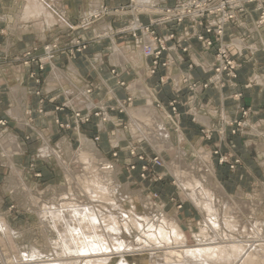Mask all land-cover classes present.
Here are the masks:
<instances>
[{"label":"bare ground","instance_id":"6f19581e","mask_svg":"<svg viewBox=\"0 0 264 264\" xmlns=\"http://www.w3.org/2000/svg\"><path fill=\"white\" fill-rule=\"evenodd\" d=\"M41 1L54 7L53 12H47ZM64 1L22 0L18 13L21 25L18 28L9 24L11 33L22 37L35 32L43 41L46 31L60 22L55 15L66 14ZM153 1L143 0L150 7L156 4ZM141 3L137 0L136 7H143ZM9 20L3 17L0 23L4 26ZM147 41L152 43L150 37ZM148 45L151 44L143 45V51ZM113 54V63L124 66L126 59L120 50L115 49ZM70 69L76 72L74 66ZM52 76L56 81L69 77L55 66ZM19 84L11 87L14 94L24 92ZM132 91H140L147 102L127 110L130 131L159 156L163 152L173 156L168 167L170 175L176 179L185 201L203 217L197 231L191 224L195 243L190 244L179 212L169 214L154 203L152 196L144 197L132 191L130 184L121 180L118 165L105 159L92 142L73 152L71 159L60 149L46 144L41 153L48 160L50 156L56 158L64 171L63 182L43 192L32 189L25 182L24 171L14 162V157L24 152L21 141L0 128V146L11 172L8 190L13 191V199L20 201L28 214L38 219L45 239L44 247L28 239L27 245L21 248L16 239L27 235L13 227L0 201V263L9 264L8 255L3 254V249L8 248L15 253L11 256L18 264H264V221L257 217L262 203L232 194L216 182L210 154H198L185 148L183 131L168 126L144 85L138 83ZM21 95L10 115L24 127L26 118L19 103H23L25 96ZM80 95L89 100V108L96 107L86 91L80 89ZM100 108L104 110V106ZM199 116L207 129L226 134L223 126H212L206 116ZM125 139L126 136L119 133L117 142ZM73 166L80 167L81 171L75 172ZM137 197L146 208L143 213L137 211ZM127 203L132 208L127 209ZM131 255L135 257L133 262L128 258Z\"/></svg>","mask_w":264,"mask_h":264},{"label":"rangeland","instance_id":"374dc122","mask_svg":"<svg viewBox=\"0 0 264 264\" xmlns=\"http://www.w3.org/2000/svg\"><path fill=\"white\" fill-rule=\"evenodd\" d=\"M205 1L206 0H178V2L172 6L165 5L152 7V9L148 10V13H146V15L150 19V22L148 24H142L138 20L141 23L138 28L134 27V25H137V22L135 20L136 15L145 14L140 13L141 8L136 7L137 0H128L126 4L114 7H109L108 5H106L102 8L92 9L90 12H87L84 16H82L81 19L78 20L73 26L69 22H67L65 18L66 14L60 15L58 12L55 17L59 19L60 22L51 29L52 31L50 29L46 31V37L43 40L47 39L48 37L47 41H38V37H36L37 35L35 32L29 33V36H31L32 40L25 42L26 45L19 51V53L12 56L11 58L0 54V70L2 71V69H4L5 67L8 68V64L10 63H12V65H17L18 67L26 69L29 79L34 83V94L37 96H41L43 91V84L45 82L46 76L50 72V67L52 68L51 76H49L50 82L61 83L63 81H56L53 79V69L54 66L57 67L56 64H54L55 60L63 58L61 64L65 66L68 60V58H65V56L73 59L74 61H78L81 55H83L84 52H86L92 44L94 45V43L96 42H101V40L103 39L112 36H125L130 37L133 41L135 40L137 42H141L142 33H144V35L150 37V39L155 43L154 49L151 45H148L143 51V54L146 57L151 58L152 60L150 72L154 74L157 72L159 67H168L170 65L169 58L165 59L164 56V54L170 48V43L176 46V48L179 49L182 53L186 54L188 52L189 48L184 47L182 45V42L183 37L186 38L187 36V31L192 28L193 33L189 36L195 38L201 44L203 49L210 52L214 58V63L212 65V75L208 79L196 80L190 77L182 78L181 88L178 89L179 91L177 92V95H179L180 90L185 89L188 91L187 94L190 95L187 100L192 101L197 93H201L214 87L223 88L228 82L229 84H231V82H233L237 78V71L240 67L239 62L236 59L237 54H235L233 50L226 46L224 42V35L226 25L236 21L237 15L245 11L246 5L251 4L257 7V9L259 10V17L256 21V26L259 29L264 30V23L260 19L262 13L264 12V3L261 4V0H254L252 2L242 1L243 6H240V8H236L233 10L235 16L233 20L223 25L222 31H224V34H219L217 30V27L222 22V14L217 12L211 14L213 13V11L210 10L219 9L221 8V6H223L224 8H226V10L229 11L232 2L228 0H208L207 3L204 4ZM75 3L78 11L81 12L82 8L79 9L78 7L79 4L81 5V1L75 0ZM42 5L47 8V12H53L52 10L54 7L50 6L47 2H42ZM184 5L189 6L185 9L183 7ZM21 6L22 0H0V18H10V23H6L4 26L2 25L3 22L0 23V27L2 28H0L1 47L6 43L9 35L13 36V38L15 39H22L28 36H16L11 33V30L8 27L9 24L12 27H20L21 24H19L18 13L20 12ZM182 8H184L185 10H183ZM200 10L203 11L202 14L204 15L198 17L195 14L197 12L199 13ZM151 12L162 13V15L152 14ZM109 13H112L114 15L131 13L135 18H133L132 23L122 25L120 27L114 28L113 30L108 29L106 31H103L98 36H96L95 39L88 38L86 36V31L91 28L93 23L97 22L100 18ZM165 14H170L171 17L167 16V18H165ZM169 24L181 28H179V30L176 28L175 30H173V32L171 31V33L165 35L161 34L158 31L159 27ZM58 27H67L70 28V30H61ZM197 28H199V30ZM72 31H74L75 33L73 39L67 40ZM182 33H185V36H182ZM141 43L140 46L144 44ZM47 59L52 61V64L50 63V61L49 63L45 62ZM193 67L194 65L192 63H190L188 66L189 69H192ZM112 74H116V71L112 70ZM86 81L87 87L83 88V90L86 91V93H88L89 95L95 94V91L98 90L96 81L92 79H88ZM119 84L123 87L126 85L125 82H120ZM253 85L254 80L250 79L244 87L248 89ZM53 87L54 86L51 85L49 88L51 89ZM74 97H76V95ZM74 97L71 98L74 99ZM80 97L84 99L86 98L82 95H80ZM44 98L42 97V103H47L46 101H48L47 106H50L52 103L54 106L53 109L48 108L49 111L47 112H50L51 110L53 111V113L65 111L64 119H55L58 130L55 132L54 144H56V141H58L61 137H64L65 139L70 140L73 145H67V147H64L59 143L58 147H55L51 145L50 141L48 142L47 139L44 138V144L41 147L40 152L38 153L41 159L48 160L43 157V154L41 153L43 147L46 144L49 145H46L47 147H52L58 150L60 149L59 151L63 152L65 156H69V159H71L73 157V152L85 148V146H87V143L92 142L96 145L97 150L102 156H104L105 159H107L111 163L113 162L114 165H118L115 166L120 170L119 173L121 180L124 182V184L129 183L132 191H136L139 194L141 193V195H143L144 197L152 196L151 198L154 203L157 206L163 208L169 214L179 212V215L182 219V225L185 226L184 229H186L185 231L188 235L190 244L195 243V239L192 236L190 230L191 224L194 225V229L197 231V228L200 222H202L203 217L185 201L179 185L176 184V179L170 175L168 167L173 156L171 154H168L167 152H163L162 156H159L154 152L153 148L150 147L148 143H146L145 141H138L136 139L138 136L134 137L132 132L130 131V119H128L129 114L127 110L131 107H137L140 104L132 105L133 99L131 97H127L121 102V105L111 104L110 106H108V108L106 109L108 110V113L100 107L91 113H87L86 110L84 112L81 109L70 110L66 108V101L65 103L57 104L55 103V101L52 102V99ZM231 98L240 103L243 100V94L241 92H234L233 94H231ZM81 100L83 101V99ZM181 101L182 100L179 96H175L172 97L168 102L167 108L169 109L173 118L177 117L180 114L178 106ZM88 102L89 100L87 99L85 103L86 106H88ZM158 106L163 108L162 105L158 104L156 105V108L158 110ZM88 109L92 110L93 108L88 107ZM41 111L43 112L44 109ZM261 111L264 114V105L262 106ZM159 112L166 115L168 114L163 113V111L160 110ZM238 113L239 117L237 119L229 121L228 123L230 129L229 136H227L228 138L226 139V144H222V142L218 139L214 141L215 136L213 135V132H216L218 135L223 136L221 133H219L215 129L210 130L206 128L200 130V139H202L201 141L205 143L204 147L209 152L204 148L194 147L188 142L185 143L184 146L188 150L195 149L198 154H210L215 169V181L226 188L232 194H240L246 199H251V201L261 202L262 204L259 208L257 217L260 220L263 219L264 221V146H261V149L260 147H258V145L252 144L251 172H248L246 162L237 152V146L234 138L246 131L247 119L250 116L253 117L254 113L251 112V107L247 105V103H240L238 107ZM168 116L171 117L170 114H168ZM99 122L109 124V126L107 125L108 129L105 133H107L108 136H114L111 139L112 142L107 139V142L105 141V144L102 142V137L100 136V134H95L96 131H99ZM176 122L177 121H175L174 123ZM7 125L8 123L6 120H0V128L4 130L3 127H7ZM76 126H79V133L82 134L80 142L78 141V132L75 131ZM126 129H128V131L132 134L133 139H131V141L127 143H123L124 140L117 142L119 133L122 134V131ZM85 135H87L88 137ZM26 139L30 140L31 137L29 136ZM253 139L255 143H260V138L257 140L255 138ZM19 140L22 143L21 138H19ZM61 146H63L64 149H62ZM32 153L33 158H31L29 162L21 163V165L24 166L25 173L29 176V180L25 176L26 184H28L29 187H32V189H37L41 192L46 191L50 186L54 187L62 185L64 171H62L63 169L57 162L56 158L50 156V159L48 160L50 161L49 163L41 160L37 161L36 158H38L39 156L36 153V149L33 150ZM3 154L4 151L2 150V155ZM5 167V164L3 162H0V168L4 169V171L0 170V201L2 202V209L5 214H8L9 218L12 219L13 227L17 230H23L22 233H25V235H27V237H17L16 241L17 243H19L21 248L27 245V243L29 242L28 239H30L31 242L36 244L37 246L44 247L45 239L41 235L40 222L34 215L31 216L30 214H28L22 206L21 202L13 199V191L10 192L8 190L10 184L9 180L8 183L6 182L7 176ZM242 168H244L246 171L243 172ZM73 169L77 173L81 171V168L78 166H73ZM240 170H242L240 172L241 174L247 175L248 177L238 176L240 175ZM29 173L32 174L29 175ZM4 184L7 185V193L3 192ZM139 198L137 197V199H135V203L137 204V211L138 213H143L146 211V208L143 206ZM126 208L130 209L132 208V205L130 203H127ZM3 251V254H7L9 257V264H18L16 260H14V258H12L11 256L15 253H13L8 248H4ZM128 258L129 261L133 262L135 257L131 255L128 256ZM116 259L117 258H115L113 261L115 262Z\"/></svg>","mask_w":264,"mask_h":264},{"label":"crops","instance_id":"0c3cea01","mask_svg":"<svg viewBox=\"0 0 264 264\" xmlns=\"http://www.w3.org/2000/svg\"><path fill=\"white\" fill-rule=\"evenodd\" d=\"M80 1L82 6L79 4L78 7L79 9L82 8L81 12L78 11L75 0L64 1L66 6L65 18L72 26L92 9L102 8L106 5L114 7L128 2V0ZM141 2L143 7H139L141 8L140 13H144L145 15L135 14V18L131 13L120 15L109 13L93 23L91 28L86 31V36L95 39L96 36L103 31L108 29L113 30L122 25L132 23L133 18H135L137 24H148L150 22L149 17L146 15L148 10L157 6H172L175 5L178 0H154L153 2L156 4L152 7L146 5L143 0H141ZM151 13L162 15V13ZM258 17L259 10L257 7L248 4L246 5L245 11L237 15V20L233 23L227 24L225 27L224 42L228 48L237 54L236 59L240 64L237 71V78L231 82V84L228 82L223 88L214 87L201 93H197L192 101L187 100L190 95L187 94L188 91L185 89L180 90L179 95H177V92L179 91L178 89L181 88L182 78L190 77L196 80L208 79L212 75V65L214 63L213 55L210 52L205 51L195 38L189 36L193 33L192 28L187 31V36L186 38L183 37L182 42L184 47L189 48L188 52L186 54L182 53L176 48V46L170 43V48L164 54L165 59L169 58L170 65L168 67H159L154 74L150 72L151 58L146 57L143 54V45L151 44L155 46V43L154 41H152V43L147 41L148 36L144 35V33H142V43L135 40L133 41L130 37L112 36L101 40L102 43L96 42L94 45L92 44L90 48L81 55L78 61H74L65 56L68 60L64 66L61 64L63 58L55 60L54 64H56L61 71L67 73L69 77L68 79H64L61 83L50 82L49 76H51L52 73V68L50 67V72L46 76L43 84L41 96L34 94V83L29 79L26 69L18 67L17 65H12V63L8 64V68L5 67L2 69L3 73L0 70V120H6L8 123L7 127H3L4 130L12 132L22 140L24 152L16 155V158L14 157L15 166H19L24 171V166H22L21 163L29 162L31 158H33L32 152L35 149L38 155L44 144V137L55 147H58L59 143L64 147H67V145H73L70 140H67L64 137H61L56 141V144H54L55 132L58 130L55 119H64L65 111L53 113L51 110L50 112H47L49 111L48 108L53 109L54 106L53 103L50 106H47L48 101H46L47 103H42V97H45L44 99H52V102L55 101L57 104L65 103L66 101V108L70 110L81 109L84 112L86 110L87 113H91L100 106H104V110L108 113V110H106L108 106L111 104H121V102L127 97L133 99L132 105H144L147 102L146 97H144L140 91H132V87L140 83L144 85L145 90L152 97L155 108L158 104L162 105L163 108L158 106L159 110L163 111V113L170 114V116L171 113L167 108L169 100L175 96L181 98L182 101L178 106L180 114L177 117L173 118L172 116L169 117L168 114H161L164 115L168 126L183 131L186 142L192 144L194 147L204 149H206L204 147L205 143L200 139V130L208 127L201 122L199 114L206 116L212 126H223L226 132L224 136H220L216 132H213V135L215 136L214 141L218 139L222 144H226L230 129L228 126L229 121L239 117L238 107L240 103H247V105L251 107V112L254 113V115L247 119L246 131L235 137L234 140L237 146V152L246 162L248 172H251V146L252 144H256L260 148L261 146H264V129H261L264 128V114L261 111V108L264 105V30L259 29L256 26ZM176 28L179 30L181 27L169 24L159 27L158 31L165 35L171 33V31L173 32ZM59 29L70 30V28L67 27ZM197 29L199 30V28ZM74 34V31H72L67 40H72ZM184 34L182 33L181 35L185 36ZM47 39L43 41L45 42ZM31 40V36L29 35L22 39H15L13 36L9 35L6 43L2 47L0 46V54L11 58L24 48L26 45L25 42ZM39 40L38 37V41ZM140 43L144 44L140 46ZM115 49L120 50L121 54L126 59V62L122 67L121 65H116L112 61ZM190 63L194 65L192 69L188 68ZM72 65L75 67L76 72L71 71L70 68ZM112 70H115L116 74H112ZM88 79L96 81V84L98 85V90L95 91V94H90L92 102L96 106L92 110H89L88 106H86V99L79 95L80 89L87 87L86 80ZM250 79L254 80V85L246 89L244 86ZM120 82H125L126 85L124 87L120 86ZM16 84H19L22 89H24V92L14 94L11 87L16 86ZM51 85L54 87L50 89L49 87ZM234 92H241L243 94V100L240 103L231 98V94ZM21 94L25 96L22 100L24 104L22 102L19 103V106L21 107L20 109L23 111L22 113H24V119L26 118L25 121L27 124L25 123L24 127H20L17 121H15L16 119L9 113L14 105L18 104V101L22 96ZM73 95H76V97ZM71 97H74V99ZM81 99H83V101ZM43 109L44 111L42 112L41 110ZM129 117L128 119H130ZM171 118L177 122L174 123L175 121ZM103 124L104 123L99 122V131L95 130V134H100L102 142L106 144L107 139L112 142L111 139L114 136H108L107 133H105L109 124ZM75 131L78 132V141L80 142L82 134L79 133V126H76ZM122 132V134L126 136L123 143L130 142L131 139H133L132 134L128 129ZM29 136L31 139L27 140L26 138ZM253 138L256 140L260 138V143H255ZM190 151L196 152L195 149H190ZM36 160L50 162L41 159L40 156L36 158ZM6 161V157L2 155V150L0 148V162H3L6 166V182L8 183L10 166ZM0 170L4 171L3 168H0ZM242 170L243 172L246 171L244 168H242ZM242 170L239 171L240 175L238 176L248 177L247 175L240 173ZM24 174L29 180V176L25 171ZM31 174L32 173H29V175ZM6 187L7 185L4 184V193H7Z\"/></svg>","mask_w":264,"mask_h":264},{"label":"built area","instance_id":"2783aa9c","mask_svg":"<svg viewBox=\"0 0 264 264\" xmlns=\"http://www.w3.org/2000/svg\"><path fill=\"white\" fill-rule=\"evenodd\" d=\"M207 1L208 0H206L205 2H204V4H206L207 3ZM228 1H230V2H232L231 3V5H230V12L228 11V10H226V8H224L223 6H221V8H219V9H213V10H210V11H213V13H211V14H214V13H221L222 14V22L219 24V26L217 27L218 29V32H219V34H222V30H223V25L225 24V23H228V22H230L231 20H233V18L235 17L234 16V9H236V8H240V6H243L242 5V1L243 2H252V1H254V0H228ZM262 3H264V0H261V4ZM189 5H184L183 7L186 9V7H188ZM204 7H207V6H204ZM184 8H182L183 10H185ZM200 13H196L195 15L196 16H198V17H201V15H204V14H202L203 13V11L202 10H200L199 11ZM198 14V15H197ZM166 15V14H165ZM183 15H184V13H183ZM167 16L168 17H171V15L170 14H168V15H166V17L165 18H167ZM195 17V16H194ZM261 21H263V23H264V12L262 13V16H261Z\"/></svg>","mask_w":264,"mask_h":264}]
</instances>
